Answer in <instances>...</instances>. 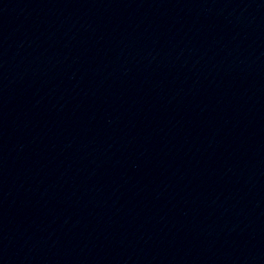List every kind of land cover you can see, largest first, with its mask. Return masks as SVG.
<instances>
[{"label":"water","instance_id":"95a60500","mask_svg":"<svg viewBox=\"0 0 264 264\" xmlns=\"http://www.w3.org/2000/svg\"><path fill=\"white\" fill-rule=\"evenodd\" d=\"M0 264H264V0H0Z\"/></svg>","mask_w":264,"mask_h":264}]
</instances>
